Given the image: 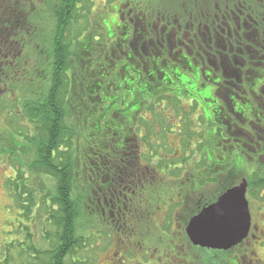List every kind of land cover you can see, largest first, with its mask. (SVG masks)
<instances>
[{"label":"flooded vegetation","instance_id":"af4514ba","mask_svg":"<svg viewBox=\"0 0 264 264\" xmlns=\"http://www.w3.org/2000/svg\"><path fill=\"white\" fill-rule=\"evenodd\" d=\"M163 2L121 1L114 5L117 18L104 24L110 39L111 57L105 64L111 75L109 90H121L126 101L116 107L126 115L119 142L134 154H125L120 165L95 171L94 216L111 230L108 236L127 237L136 230L141 249L151 251L155 264H205L201 262L208 258L199 259L196 251L232 253L249 239H254L250 263L264 264L258 254L264 251V186H258L264 179V12L240 0H181L172 6ZM11 26L3 37L0 23V94L7 92L2 87L10 88L17 69ZM89 44L86 41L84 49ZM187 72L189 81L184 78ZM91 82L90 89L102 86L99 79ZM137 87L141 93L132 91ZM76 90L81 101L80 84ZM145 113L163 118L175 113L169 119L175 120L176 129L168 132H175L177 141L166 146L169 154L162 147V135L168 132H161L162 123L153 118L162 138L151 137L153 149L146 139L141 146L138 131L146 130ZM185 114L192 116L191 122ZM7 125L8 130L13 127L12 122ZM5 137L0 134L1 152L8 150L2 148ZM212 183L222 186L213 194L203 191ZM243 185L250 215L244 240L228 250L194 245L186 231L189 221ZM255 201L259 205L254 208ZM186 204L192 210L181 215ZM231 261L239 264L237 258Z\"/></svg>","mask_w":264,"mask_h":264},{"label":"trees","instance_id":"16d2710c","mask_svg":"<svg viewBox=\"0 0 264 264\" xmlns=\"http://www.w3.org/2000/svg\"><path fill=\"white\" fill-rule=\"evenodd\" d=\"M240 1L255 5L256 10L264 12V0L256 1L263 8L254 4V0ZM84 2L57 0L53 36L56 61L51 63L48 86L44 83L35 92L34 100H27L23 105L36 133L19 130L25 141L19 140L20 143H14V147L23 154L33 151V157L26 158L27 163L19 160L21 167L11 178V195L20 215L15 233L18 236L5 244L0 264H20L22 258L24 264H94L92 255L98 248L96 231L90 230L89 233L80 226L83 220H89L91 227L97 228L100 224L92 209L95 171L112 168L113 164L120 165L123 156L133 152V148L128 150L120 145L121 134L115 138L116 134L107 125L109 122L106 123V111L112 106L107 105L110 97L89 95L86 100L81 94L80 101L68 78L70 63L67 58L71 42L65 45L64 39L74 25L79 24V11L82 10L79 6ZM5 16L10 19L11 14L3 13L0 6L3 37L9 34V26L12 25ZM101 77L106 78V75ZM100 81L102 93L110 91L109 82ZM87 90L90 91L89 85ZM73 99L77 100L78 106L88 100L89 105H86L84 119L75 116L74 121L69 122L68 113ZM117 100H112L114 106ZM117 115L122 116V113L114 114L115 117ZM150 125L152 128L146 124V130L153 137L152 129L155 131L157 127L154 123ZM115 132L119 133L118 130ZM148 137L146 140L150 143ZM162 137L166 138L165 135ZM149 145L155 148L153 144ZM258 183L264 186V179H259ZM16 257L19 263L13 261Z\"/></svg>","mask_w":264,"mask_h":264},{"label":"rangeland","instance_id":"374dc122","mask_svg":"<svg viewBox=\"0 0 264 264\" xmlns=\"http://www.w3.org/2000/svg\"><path fill=\"white\" fill-rule=\"evenodd\" d=\"M121 1L124 2L126 0H120L119 2L118 0H85V2L80 5L82 10L79 11V24H75L72 32L67 33L66 38L64 39L65 45L66 43L68 44L69 41L71 42V46L68 48L69 51L67 58V61L70 63L68 78L71 80L75 88L77 87V84H80V91L83 98L86 99L89 95H99L102 98L105 97V95L109 96L110 94L111 96V94H113L115 98L118 99L116 101V105L114 106L113 103H111L112 99L110 100L109 98L107 105H113L114 110L111 108L106 111V123L107 121L109 122L107 125L109 126L111 132L116 134L117 137L112 135L115 138H119L120 134L115 131H121L123 127H125L124 118L126 115H117V117L114 116L117 112L116 107H122L126 103V101L124 102L123 92L121 90L114 92L106 91L105 94H103V89L101 88H92L88 91L85 89V86L89 83H91L92 86L91 80L99 79L108 82L111 78L108 69L105 67V64L110 60L111 55H108L110 39L107 37L108 34L106 29H104V24L112 23V19L117 18L114 5L120 3ZM163 1V5L168 4L172 6L177 5L178 1L181 0ZM148 2L149 0H139V3L143 4ZM0 6L3 13H6V15L11 14L10 19L5 16V20L12 21L11 42H13V68L17 67L16 71L13 72V81L9 84L11 89L4 86L2 89L7 92L0 94V120L4 121V126H0V134L3 133L6 135V137L2 139L4 142L1 140V143H3L2 148L8 149L6 152L0 151L1 260L5 244L9 243L12 238H16L18 236V234L15 233L17 232V221L19 220L20 215L17 213L19 212V209L14 207L13 196L11 195V178L15 176V170L21 167V162H18L19 160L27 163L26 158L32 159L33 157V151L31 150L25 154H23L19 149L15 150L14 143H20L19 140L22 142L25 141L24 137L19 135V130H23L24 132H28V130H30L33 135L36 133L34 125L31 124L30 119L26 116L27 114L24 111L23 105L27 100H34L36 97L35 92L38 88L44 85V83L48 86V78L52 68L51 63L56 61L53 36L56 25L54 13L56 11L57 0H0ZM86 41H90V44L87 45V49H84ZM93 48H95L94 52L91 50ZM103 74L106 75V78L101 77ZM186 75L188 76H185L184 78H187L188 81L191 80L190 72H187ZM12 87L13 93H11ZM133 89L134 88H132V91L134 92H142L140 87H137L134 90ZM127 93L131 95V92L127 91ZM128 98L129 97L127 96L126 100L129 102L130 99ZM76 102L77 100L74 101L73 99L70 104L71 110H69L70 112L68 113L69 122H73L75 116L80 119H84L83 117L87 111L86 105H89V100L84 103L81 102L79 107H77ZM176 103H180L179 106H185V109L188 106L186 103L178 101ZM171 105L175 106V102ZM10 113L13 116H10ZM173 115H175V113L164 114L163 118V115L160 113L157 115L145 113L147 119L145 120L146 122H142L151 126L150 124L154 119L156 122L159 121L163 124L161 128H158L161 132L165 131V129L168 132L174 128L172 123H174L175 120L169 119V116L172 117ZM113 118L117 119L114 120ZM185 118H187V122H191L192 116L185 114ZM11 122L13 123V127L8 130L6 126H8L7 124H11ZM106 123L104 120L105 125ZM103 128L105 129L106 127ZM158 129L155 131L152 129L154 134L153 139L155 140L161 137V135L157 136L160 134ZM86 131L89 132V128H87ZM148 131V129L144 130L142 133L138 131V140L140 141L142 147L144 146L143 139H147V135L149 136L148 139L151 140V134L149 135ZM166 134L164 135L166 136L165 139L168 142L165 143V139H162L164 140L163 151L169 154L170 151L168 152V149L165 148L168 146V143H175L177 138L175 132H168ZM239 176L242 177L243 174L241 173ZM258 185L259 187H262V184L258 183ZM221 186V184L212 183V185L205 187L203 191H206L208 194H213V190H216ZM263 190L260 192H263ZM259 194L260 193L257 194V198L255 197L257 202L262 200ZM256 201L253 204L254 208L258 204ZM191 208V204H186V206L180 210L181 215L189 214L192 210ZM257 221H259V219H257ZM82 222L83 223L80 226V229L82 228L89 233L90 230H94V232L96 231L95 235L97 236L96 239L98 248L95 254H93L94 257L92 255L94 264H155L156 260L154 259L155 257L151 251L147 252V250L141 249V236L137 235L136 230L133 231L132 234L127 235V237L122 235H115L112 237L105 234L111 231L108 229L107 225L100 223L96 228L91 227L89 220H83ZM149 236L152 238L154 234ZM253 244L254 239H249V241L247 240V242L243 243L232 253H221L218 251L215 254V252L211 250H200L199 254L196 251L195 255H197L199 259H202L203 256L204 258H208L209 262H201L205 264H232L231 258L232 260L237 258L239 264H256L255 261L254 263H250L253 256H251L248 252V250L252 248ZM188 248L190 249L191 247H187V250ZM159 254H162L161 250H159ZM258 254L260 258L264 259V251H261ZM191 256H188V262H191ZM193 258L195 259L196 257L193 256ZM16 259L17 257L13 259V261L17 262ZM24 261V258H22V263L20 264H24ZM159 263L162 264L161 262ZM191 264L195 263L193 262Z\"/></svg>","mask_w":264,"mask_h":264},{"label":"water","instance_id":"95a60500","mask_svg":"<svg viewBox=\"0 0 264 264\" xmlns=\"http://www.w3.org/2000/svg\"><path fill=\"white\" fill-rule=\"evenodd\" d=\"M245 192L244 185L228 191L189 221L186 231L194 245L228 250L244 240L250 227Z\"/></svg>","mask_w":264,"mask_h":264}]
</instances>
